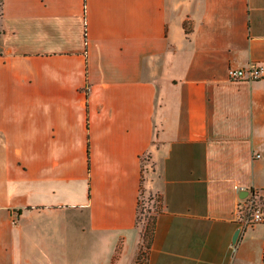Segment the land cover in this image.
Instances as JSON below:
<instances>
[{"label": "crops", "instance_id": "0c3cea01", "mask_svg": "<svg viewBox=\"0 0 264 264\" xmlns=\"http://www.w3.org/2000/svg\"><path fill=\"white\" fill-rule=\"evenodd\" d=\"M0 3V264H264V0Z\"/></svg>", "mask_w": 264, "mask_h": 264}, {"label": "built area", "instance_id": "2783aa9c", "mask_svg": "<svg viewBox=\"0 0 264 264\" xmlns=\"http://www.w3.org/2000/svg\"><path fill=\"white\" fill-rule=\"evenodd\" d=\"M229 78L233 81H253L264 78V64L253 62L245 67H230L228 70ZM248 195L240 197L235 211V221L239 225L240 231L264 222V191L263 189H245ZM148 205V202L145 203ZM141 264H149L143 261Z\"/></svg>", "mask_w": 264, "mask_h": 264}, {"label": "trees", "instance_id": "16d2710c", "mask_svg": "<svg viewBox=\"0 0 264 264\" xmlns=\"http://www.w3.org/2000/svg\"><path fill=\"white\" fill-rule=\"evenodd\" d=\"M263 191H264V189H263ZM142 201L144 203H142ZM146 202H148V205L145 204ZM151 202H153V206L152 207H150V205H149ZM145 210L148 213H150V215H149V221H148L145 229L142 231V239H143L142 244L145 243V246L147 247V250H149V248L151 246V243H152V240H153V235H154L155 229H156L157 213L160 212V210H161V198H160V196L151 195L148 199L141 200L139 202V218H141V214H145ZM142 244H141L140 252H139V256H138L139 260H141ZM143 261H145V260H143ZM143 261H141V263Z\"/></svg>", "mask_w": 264, "mask_h": 264}, {"label": "rangeland", "instance_id": "374dc122", "mask_svg": "<svg viewBox=\"0 0 264 264\" xmlns=\"http://www.w3.org/2000/svg\"><path fill=\"white\" fill-rule=\"evenodd\" d=\"M0 2H1V0H0ZM0 5H1V3H0ZM142 200L143 199H148V198H141ZM142 203H144L143 201H142ZM152 204V203H151ZM150 204V205H151ZM153 209V208H152ZM149 215H150V213H148L146 210H145V214H141V218H139V222H138V225H139V227L142 229V231L145 229V227H146V225H147V223H148V221H149ZM147 247L145 246V243H143L142 244V248H141V261H143L144 260V258H145V256H146V254H147Z\"/></svg>", "mask_w": 264, "mask_h": 264}, {"label": "water", "instance_id": "95a60500", "mask_svg": "<svg viewBox=\"0 0 264 264\" xmlns=\"http://www.w3.org/2000/svg\"><path fill=\"white\" fill-rule=\"evenodd\" d=\"M248 192H249L248 190H243V191H241V193H240V197H245V196H247V195H248ZM239 233H240V229H238V230L235 232V234H234V237H233L234 242H236Z\"/></svg>", "mask_w": 264, "mask_h": 264}]
</instances>
